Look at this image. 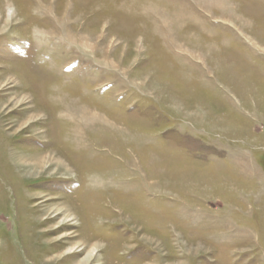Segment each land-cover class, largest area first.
I'll return each instance as SVG.
<instances>
[{
  "label": "rangeland",
  "instance_id": "374dc122",
  "mask_svg": "<svg viewBox=\"0 0 264 264\" xmlns=\"http://www.w3.org/2000/svg\"><path fill=\"white\" fill-rule=\"evenodd\" d=\"M0 264H264V0H0Z\"/></svg>",
  "mask_w": 264,
  "mask_h": 264
},
{
  "label": "bare ground",
  "instance_id": "6f19581e",
  "mask_svg": "<svg viewBox=\"0 0 264 264\" xmlns=\"http://www.w3.org/2000/svg\"><path fill=\"white\" fill-rule=\"evenodd\" d=\"M21 71H23V70H21ZM29 76V75H28ZM81 111H83V110H81ZM84 113L86 114V119H91V120H93V121H95L96 120V118H95V115L92 113L91 115L90 114H88V112H86V111H84ZM98 119V118H97ZM63 167V166H62ZM64 168V167H63ZM209 185V184H208ZM6 201H8V200H6ZM18 211V210H17ZM87 262V261H86Z\"/></svg>",
  "mask_w": 264,
  "mask_h": 264
}]
</instances>
